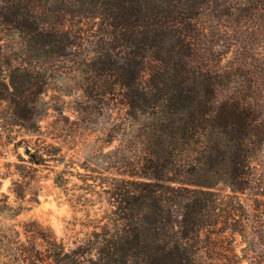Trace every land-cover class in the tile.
I'll return each instance as SVG.
<instances>
[{
	"label": "trees",
	"instance_id": "16d2710c",
	"mask_svg": "<svg viewBox=\"0 0 264 264\" xmlns=\"http://www.w3.org/2000/svg\"><path fill=\"white\" fill-rule=\"evenodd\" d=\"M258 13L264 0H0V104L11 124L38 129L39 96L61 69L78 72L85 107L119 101L144 117L141 155L103 186L102 222L70 242L36 219L0 224V264H264V226L254 230L263 252L235 245L248 218L238 195L256 187L252 158L264 144L260 70L201 57L198 21ZM37 144L60 159L57 145ZM17 159V205L0 191V212L13 215L37 170ZM8 175L0 169V187Z\"/></svg>",
	"mask_w": 264,
	"mask_h": 264
},
{
	"label": "rangeland",
	"instance_id": "374dc122",
	"mask_svg": "<svg viewBox=\"0 0 264 264\" xmlns=\"http://www.w3.org/2000/svg\"><path fill=\"white\" fill-rule=\"evenodd\" d=\"M198 21L206 27L200 38L199 55L208 58L215 68L241 67L245 62L257 65L264 110V14L246 20H237L233 15L203 14ZM38 100L35 131L11 124L8 112L0 104V169L9 173L2 179L0 191L9 195L12 205L18 203L11 191V182L18 177L13 165L18 161L17 154L31 158L37 168L35 177L25 186L20 213L0 212V224L36 219L70 242L83 237L97 221L102 222L110 208L103 186L109 184L112 176L121 175L126 161L141 155L137 134L144 117L130 115L119 101L99 108L85 107L80 76L77 71L66 69L52 74ZM37 143L60 147V159L46 154L50 147L36 150ZM59 171L67 178L62 186L54 182ZM252 172L256 187L238 195L247 210L246 230L243 235H235L238 252L242 253L240 248L246 246L248 255L263 252L254 230L264 226V144L252 158ZM244 263L247 264L246 259Z\"/></svg>",
	"mask_w": 264,
	"mask_h": 264
}]
</instances>
